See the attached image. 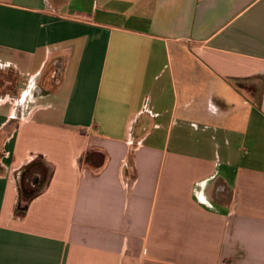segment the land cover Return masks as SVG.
Listing matches in <instances>:
<instances>
[{
    "label": "crops",
    "instance_id": "0c3cea01",
    "mask_svg": "<svg viewBox=\"0 0 264 264\" xmlns=\"http://www.w3.org/2000/svg\"><path fill=\"white\" fill-rule=\"evenodd\" d=\"M0 69V264H264V0H0Z\"/></svg>",
    "mask_w": 264,
    "mask_h": 264
},
{
    "label": "rangeland",
    "instance_id": "374dc122",
    "mask_svg": "<svg viewBox=\"0 0 264 264\" xmlns=\"http://www.w3.org/2000/svg\"><path fill=\"white\" fill-rule=\"evenodd\" d=\"M19 85V78L14 72L0 69V95L8 92L16 94Z\"/></svg>",
    "mask_w": 264,
    "mask_h": 264
},
{
    "label": "trees",
    "instance_id": "16d2710c",
    "mask_svg": "<svg viewBox=\"0 0 264 264\" xmlns=\"http://www.w3.org/2000/svg\"><path fill=\"white\" fill-rule=\"evenodd\" d=\"M38 162L39 161L32 162L23 170V172H22L23 179H26L27 177L32 176L34 171H38V172L42 173L43 176L48 175V172L45 169H41L39 167ZM29 193H30V195H34L36 193V191L31 190ZM26 209H27V205H25L23 207H20V205H19L17 207V214L23 215L26 212Z\"/></svg>",
    "mask_w": 264,
    "mask_h": 264
},
{
    "label": "built area",
    "instance_id": "2783aa9c",
    "mask_svg": "<svg viewBox=\"0 0 264 264\" xmlns=\"http://www.w3.org/2000/svg\"><path fill=\"white\" fill-rule=\"evenodd\" d=\"M98 0H95V2H97Z\"/></svg>",
    "mask_w": 264,
    "mask_h": 264
}]
</instances>
